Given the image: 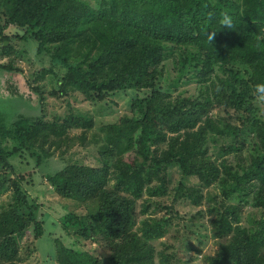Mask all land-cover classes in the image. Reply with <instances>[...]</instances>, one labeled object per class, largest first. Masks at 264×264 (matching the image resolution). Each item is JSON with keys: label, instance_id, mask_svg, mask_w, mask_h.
<instances>
[{"label": "trees", "instance_id": "trees-1", "mask_svg": "<svg viewBox=\"0 0 264 264\" xmlns=\"http://www.w3.org/2000/svg\"><path fill=\"white\" fill-rule=\"evenodd\" d=\"M101 5L93 10L80 0H0V41L10 24L24 29L38 53L48 54L65 69L64 90L79 92L90 102H102L107 94L153 89L166 49L178 47L182 49L178 77L207 84L206 105L234 111L252 108L253 86L264 82V0H109ZM225 13L233 19V28L221 26ZM212 30L216 32L208 44L205 35ZM132 101V110L140 112L139 116L105 126L100 141L95 136L90 139L98 145L103 166L70 165L58 177L55 189L63 197L98 204L94 214H64L60 226L66 235L74 234L79 242L99 231L107 245H115L108 264H155L148 242L162 236V226L157 220H144L135 231L134 203L122 190L143 175L148 182L159 179L162 168L172 163L182 178L194 176L205 186L219 182L222 198L236 195L242 199L251 186L253 206L264 210V126L253 124L260 151L247 164L237 169L227 162L217 166L199 158L195 140L167 137L146 124L149 97L134 96ZM207 121L208 128L226 131L232 140L239 135V128ZM67 126L88 130L92 120L75 118L60 125L19 116L0 122V168L12 175L11 208L26 209L35 238L43 234V223L37 220L40 206L23 191L22 176L13 161L47 170L46 155L35 145L60 149ZM136 131L140 159L132 164L120 162L117 158L132 147ZM162 141L167 142L166 149L153 155L151 143ZM112 179L115 184L109 187ZM182 191L180 183L174 200ZM194 193L189 196L197 202L199 196ZM236 211L229 206L220 217L217 236H231L216 255L207 258V264H264V217L246 229L234 222ZM16 232L8 213L0 215V264H13L8 260L15 251ZM159 255L160 263H165L167 257ZM56 257L58 264H97L89 254L63 244L58 245Z\"/></svg>", "mask_w": 264, "mask_h": 264}, {"label": "rangeland", "instance_id": "rangeland-1", "mask_svg": "<svg viewBox=\"0 0 264 264\" xmlns=\"http://www.w3.org/2000/svg\"><path fill=\"white\" fill-rule=\"evenodd\" d=\"M80 1L98 10L103 7L101 2L107 5L109 0ZM36 47V43L24 34V29L10 24L4 31V40L0 41V122L9 123L21 116L63 125L75 118H88L92 120V127L83 130L67 126L66 140L60 149L36 144L35 149L46 155L47 170L13 161L15 169H19L17 173L22 176L23 191L30 201L35 200L40 206L37 213V220L43 223L40 238L34 236L26 209L11 208L12 175L0 168V215L8 213L17 228L13 236L15 251L8 262L58 264L56 251L58 245L63 244L89 254L97 264H108L111 248L115 245L111 242L107 245L99 231L89 233L78 242L74 234L66 235L60 226L61 217L68 212L77 216L94 214L97 202L65 198L55 189V184L70 165L103 166L98 145L95 141L91 144L90 139L95 136L100 141L104 138L105 126L119 123L122 118L139 116L140 112L132 110L134 96L150 98L148 126L167 133V137L173 135L182 140H195L201 160L217 166L227 162L237 169L260 151L253 124L264 126V106L258 105L255 99L252 108L246 111L206 105L203 92L207 84L186 81L189 76L178 77L177 62L182 51L178 47L168 46L166 49L153 89L107 94L102 102H90L79 92L65 91L62 79L65 69L54 63L48 54L38 53ZM193 71L190 69L188 75L192 77ZM207 120L219 127L239 128V135L232 140L226 131L214 132L206 125ZM138 134L136 131L133 135L132 147L117 158L120 162L132 164L140 159ZM166 143H151L150 152L158 156L166 149ZM180 183L183 185L182 196L174 200ZM114 184L112 179L108 186ZM252 192L250 186L241 194L242 199L236 195L222 198L219 182L205 186L194 176L182 178L175 163L162 168L159 179L152 178L148 182L143 175L122 190L134 203L135 231L144 220H157L162 226V236L148 242L152 246L155 264H207V258L216 255L231 236H217L220 217L229 206L237 209L238 217L234 222L242 228H251L256 220L264 217V210L251 202ZM192 193L199 196L197 202L190 198ZM160 253L167 257L165 263H160Z\"/></svg>", "mask_w": 264, "mask_h": 264}, {"label": "clouds", "instance_id": "clouds-1", "mask_svg": "<svg viewBox=\"0 0 264 264\" xmlns=\"http://www.w3.org/2000/svg\"><path fill=\"white\" fill-rule=\"evenodd\" d=\"M221 26L233 28V19L231 16L227 13H225L221 20ZM215 30L209 31L207 35H205L208 44L213 40V37L215 35ZM253 96L255 98V101L258 105L264 106V82L257 83L253 86L252 90Z\"/></svg>", "mask_w": 264, "mask_h": 264}]
</instances>
